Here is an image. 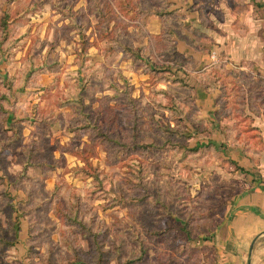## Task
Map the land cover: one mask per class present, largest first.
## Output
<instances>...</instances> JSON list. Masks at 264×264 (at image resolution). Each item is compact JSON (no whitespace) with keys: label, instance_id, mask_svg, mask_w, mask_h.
<instances>
[{"label":"rangeland","instance_id":"rangeland-1","mask_svg":"<svg viewBox=\"0 0 264 264\" xmlns=\"http://www.w3.org/2000/svg\"><path fill=\"white\" fill-rule=\"evenodd\" d=\"M175 1L0 0V264H213L239 180L212 148L190 151L208 143L191 125L192 79L219 85L229 110L264 90L231 59L200 76L175 52V33L198 32ZM245 1L225 0L231 20ZM152 12L159 44L145 43ZM221 65L233 73L214 82Z\"/></svg>","mask_w":264,"mask_h":264},{"label":"crops","instance_id":"crops-1","mask_svg":"<svg viewBox=\"0 0 264 264\" xmlns=\"http://www.w3.org/2000/svg\"><path fill=\"white\" fill-rule=\"evenodd\" d=\"M251 1L243 2V11L234 14L233 19L239 15V33L233 30L225 0L203 12L201 4L193 0L175 1L183 25L198 30L189 37L175 33V52L193 58L201 66L197 70L201 71L200 76L217 65L213 64L215 61L228 64L231 59L238 63L239 72L264 83V0H255L254 4ZM145 18V43L151 39L161 43V18L157 15ZM192 80L193 99L198 107L192 118L203 122L202 130L207 129L208 142L213 144L217 157L212 162L220 161L239 180L213 233V264H264V105L252 110H219L217 98L223 93L221 87Z\"/></svg>","mask_w":264,"mask_h":264},{"label":"trees","instance_id":"trees-1","mask_svg":"<svg viewBox=\"0 0 264 264\" xmlns=\"http://www.w3.org/2000/svg\"><path fill=\"white\" fill-rule=\"evenodd\" d=\"M148 15H157V14H155V13H149ZM1 26L3 27V28H5L6 27V24H7V21H6V17L4 18V19H2L1 20ZM2 28V29H3ZM170 32H172L171 30H169V34H170ZM166 34V32H163V30H162V34L161 35H165ZM172 34V33H171ZM122 48V50H123V52H124V54L127 56V57H129V58H131L132 60H142L143 58H142V56H140L141 54H140V51H136V50H133L131 47H128V46H124V47H121ZM164 52H166V49H164ZM145 61H146V63L151 67V70H153L154 68H156V66L154 65V64H151L150 65V62H149V60L148 59H145ZM165 64H167L166 62H165ZM169 65V64H168ZM159 67H161V69L160 68H157V69H160V70H162V68H167V67H169V66H159ZM216 67V66H215ZM214 68V67H213ZM212 68V70H214ZM216 68H219V71H220V73H221V75H218L217 76V74L215 73V72H212L210 75H211V77H213L214 79H215V81L217 82V81H220V80H223L224 78H226V77H228V76H231L232 75V73L233 72H230L229 70H225V68L223 67V66H218V67H216ZM179 69H182V68H179ZM236 75V74H235ZM239 76H242V75H249L248 73H241V72H239V74H238ZM253 76H251V75H249V78L251 79V80H254L255 82H256V84L257 85H259V86H262V87H264V83H262L260 80H257L256 78H252ZM223 88V87H222ZM223 98V94L221 95V96H219V98ZM243 102V101H242ZM258 104H260V105H264V98L258 103ZM227 103L226 102H222V104L220 105L221 107H220V109L219 110H229L228 108H227ZM235 109H236V107H235ZM240 110H241V108H239ZM238 109V110H239ZM250 109V108H249ZM252 110V109H251ZM191 125H193V127H194V130H195V133H197V134H199L200 132L199 131H202V132H204V131H207V129L205 128V130H202V128H204L205 127V125H203V122L202 121H198V120H196V119H193L192 118V120H191ZM201 132V133H202ZM103 137V136H102ZM201 147H208V149L209 148H212L213 147V144L212 143H210V142H208L207 143V145H205V146H203V144L201 143H199V144H196L195 145V147L194 148H192L190 151L192 152V153H196V151L199 149H201ZM75 223V222H74ZM77 225V224H76ZM15 234H16V240H18V238H19V226L17 227V226H15Z\"/></svg>","mask_w":264,"mask_h":264}]
</instances>
